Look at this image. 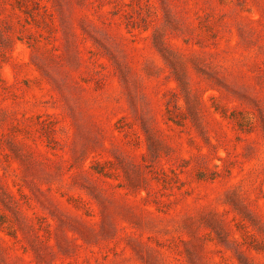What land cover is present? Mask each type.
Listing matches in <instances>:
<instances>
[{"label": "rangeland", "instance_id": "374dc122", "mask_svg": "<svg viewBox=\"0 0 264 264\" xmlns=\"http://www.w3.org/2000/svg\"><path fill=\"white\" fill-rule=\"evenodd\" d=\"M0 264H264V0H0Z\"/></svg>", "mask_w": 264, "mask_h": 264}]
</instances>
